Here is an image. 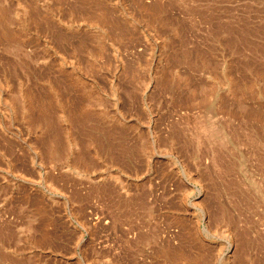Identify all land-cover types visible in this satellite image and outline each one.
Masks as SVG:
<instances>
[{
	"label": "rangeland",
	"instance_id": "374dc122",
	"mask_svg": "<svg viewBox=\"0 0 264 264\" xmlns=\"http://www.w3.org/2000/svg\"><path fill=\"white\" fill-rule=\"evenodd\" d=\"M229 244L264 264V0H0V264Z\"/></svg>",
	"mask_w": 264,
	"mask_h": 264
},
{
	"label": "bare ground",
	"instance_id": "6f19581e",
	"mask_svg": "<svg viewBox=\"0 0 264 264\" xmlns=\"http://www.w3.org/2000/svg\"><path fill=\"white\" fill-rule=\"evenodd\" d=\"M93 23V22H92ZM95 23V22H94ZM93 23V24H94ZM96 24V23H95ZM92 27V26H91ZM25 99H27V98H25ZM28 101H30L29 99H28ZM30 105V103H28L27 105H25L24 107H25V109H27L28 110V106ZM213 127V126H212ZM208 129H210V128H208ZM212 131V130H211ZM205 132V131H204ZM219 133V132H218ZM222 133V132H221ZM227 134V133H226ZM225 133H222L221 134V138L223 139V140H225V142L227 143H231L232 141H231V138H229L227 135H226ZM230 135H231V132H230ZM245 135H246V133H245ZM219 136H220V134H219ZM235 136V135H234ZM233 136V137H234ZM232 137V136H231ZM233 137H232V139H233ZM248 137V136H247ZM216 141V140H215ZM254 142H256V141H254ZM52 152V151H51ZM50 155H52L51 153H49ZM210 155V154H209ZM218 156H219V154H217ZM212 156V155H211ZM213 156H214V154H213ZM217 156V157H218ZM217 157H212L213 159L214 158H217ZM218 160H219V157H218ZM216 165V164H215ZM229 176V175H228ZM228 194V193H227ZM230 195V194H229ZM232 202H235V201H232ZM231 202V203H232ZM237 204V203H236ZM233 205V204H232ZM240 205V204H239ZM230 207V206H229ZM234 208V207H233ZM225 210V209H224ZM199 211L202 213L203 212V210H201V208H199ZM229 213V212H228ZM204 219H205V217H204V215L203 214H200L199 213V221L201 220L202 222H204ZM200 221V222H201ZM206 232H207V230H206ZM230 248H231V244H229V247H228V250H227V252L226 253H223L222 252V250H220V254H219V258H218V261H220V262H224L225 264H232V263H234V264H236L237 262H236V255H233V254H231V256L229 255V253H230ZM182 258V257H181ZM187 258V257H186ZM249 259V258H248ZM245 260V259H244ZM247 260V259H246ZM245 260V261H246ZM250 260V259H249ZM245 261H243V262H245ZM247 262V261H246ZM242 264V263H241ZM244 264V263H243ZM246 264V263H245Z\"/></svg>",
	"mask_w": 264,
	"mask_h": 264
}]
</instances>
